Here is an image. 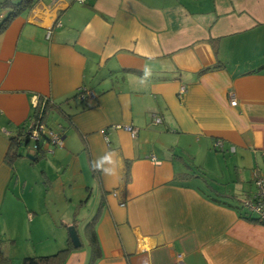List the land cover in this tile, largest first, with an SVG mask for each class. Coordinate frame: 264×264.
Masks as SVG:
<instances>
[{
	"label": "crops",
	"instance_id": "0c3cea01",
	"mask_svg": "<svg viewBox=\"0 0 264 264\" xmlns=\"http://www.w3.org/2000/svg\"><path fill=\"white\" fill-rule=\"evenodd\" d=\"M43 97L63 138L33 162L46 164L45 192L63 194L51 214L23 158L5 161ZM255 170L264 174V0H36L0 31V264L65 247L68 235L26 234L24 222L46 218L79 234L64 264H87L82 229L96 210L92 264H264V224L240 208Z\"/></svg>",
	"mask_w": 264,
	"mask_h": 264
},
{
	"label": "trees",
	"instance_id": "16d2710c",
	"mask_svg": "<svg viewBox=\"0 0 264 264\" xmlns=\"http://www.w3.org/2000/svg\"><path fill=\"white\" fill-rule=\"evenodd\" d=\"M72 2V0H70ZM36 3V0H3L0 2V12L4 9H7V15L0 23V31H2L8 22L18 15L20 12L24 10H28L33 7ZM85 92V88H81L76 96L83 95ZM43 100L39 98V101L36 107L33 110V115L36 117L37 115L40 116L41 120L46 124V119L50 109L54 106L51 104V101ZM47 125V124H46ZM21 145H31V142L28 140V135L26 134V128L21 133L10 137L9 139V146L7 148V152L5 154V161L8 164H13V162L21 157L19 154V146ZM44 148L42 145L37 146V151L34 154H29L31 156V162H35L38 159L42 158ZM240 208L242 205L240 203ZM98 217V211L96 210L91 219L85 223L83 226L82 232L83 236L87 240V244L89 247V258L87 264H92L98 254V249L96 247L97 243V235L95 230V222ZM250 219V218H249ZM252 221H256V217L251 219ZM75 226V225H74ZM77 248L72 246L70 239H68L67 244L65 247L58 249L54 253L46 254V255H34V256H26L22 258L21 264H64L65 260L67 259L69 253Z\"/></svg>",
	"mask_w": 264,
	"mask_h": 264
},
{
	"label": "built area",
	"instance_id": "2783aa9c",
	"mask_svg": "<svg viewBox=\"0 0 264 264\" xmlns=\"http://www.w3.org/2000/svg\"><path fill=\"white\" fill-rule=\"evenodd\" d=\"M53 3H56L61 0H52ZM72 3L86 4L87 0H72ZM59 25V23H57ZM51 36V29L49 28L46 31L45 38L49 39ZM184 91V87L180 88V92ZM83 97V95H81ZM42 102L48 100L47 97L42 98ZM231 105L236 104V100L232 98L230 100ZM161 116L152 114L151 122L153 124H158L161 122ZM113 128L118 129L122 128L128 131L132 137H135L137 134V129L131 125H121L114 124ZM26 134L28 135V140L31 142L29 146V153L34 154L37 151V146L42 145L45 146L55 145L62 146L63 138L60 132L53 131L41 120L40 116H33L29 123L26 126ZM214 147L218 150H223V144L221 140H216L214 142ZM45 149V148H44ZM152 160L158 162L155 157H151ZM252 183L255 187L254 191L249 194V196L241 201L242 208L251 211L255 214L256 222L264 224V174L254 171L252 175ZM175 264H183L181 259V255H177V260Z\"/></svg>",
	"mask_w": 264,
	"mask_h": 264
},
{
	"label": "rangeland",
	"instance_id": "374dc122",
	"mask_svg": "<svg viewBox=\"0 0 264 264\" xmlns=\"http://www.w3.org/2000/svg\"><path fill=\"white\" fill-rule=\"evenodd\" d=\"M26 147L21 145L19 146V154H21V157L23 159L19 160L21 162V164L19 165V168L22 170L23 174L27 175V177L29 179L32 180H37V183L34 184V188H35V193L40 194V198L41 196L46 197V199L48 200V211L51 214V210L54 209V206L52 205V201H54L56 203L57 206H60L61 203H63V194L56 188L54 189H49V191L45 192L46 190L43 187V183L42 180L39 181V177H40V171L42 170V168L46 165L43 162H38L36 164H34L33 162H31L30 159H28L26 157L27 152H26ZM65 169V167L62 169V171ZM220 174V175H219ZM222 175L224 177H220L221 176V172H217L215 176H219V179L217 180H221V178L225 181L227 180V175H225L224 172H222ZM52 177H54L53 173L51 175ZM254 186V185H253ZM57 187V186H56ZM66 188L68 189V186H66ZM56 189V190H55ZM255 187L253 188L254 191ZM88 199V198H87ZM96 200V197L94 198L93 196L89 199L88 202V206H87V214L92 212V208L94 205V202ZM72 225V224H67L64 223V225H61V223L56 222V223H51V221L49 219H44L43 221L40 222H33V224L31 225V227H29V222L26 221L22 224V226H24L26 229V234L28 229L30 228L33 232V235H36L35 230L42 228L39 232L38 235H68V226ZM78 225V223H77Z\"/></svg>",
	"mask_w": 264,
	"mask_h": 264
},
{
	"label": "water",
	"instance_id": "95a60500",
	"mask_svg": "<svg viewBox=\"0 0 264 264\" xmlns=\"http://www.w3.org/2000/svg\"><path fill=\"white\" fill-rule=\"evenodd\" d=\"M26 157L30 160L32 159L29 154H27ZM67 230H68V236L72 243V246L75 248L79 247L81 245V241H80V237H79L76 227L74 225H69Z\"/></svg>",
	"mask_w": 264,
	"mask_h": 264
}]
</instances>
